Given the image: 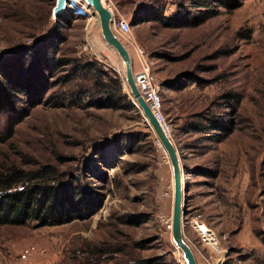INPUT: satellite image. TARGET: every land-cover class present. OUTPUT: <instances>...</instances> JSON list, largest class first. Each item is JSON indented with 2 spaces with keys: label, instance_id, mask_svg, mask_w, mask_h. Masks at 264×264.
Listing matches in <instances>:
<instances>
[{
  "label": "rangeland",
  "instance_id": "obj_1",
  "mask_svg": "<svg viewBox=\"0 0 264 264\" xmlns=\"http://www.w3.org/2000/svg\"><path fill=\"white\" fill-rule=\"evenodd\" d=\"M78 2L66 0L52 17L54 0H0V163L46 166L48 182L82 212L62 223L0 225V264L183 263L160 220L171 211L168 159L96 14ZM102 3L127 18L131 42L123 45L131 58L141 52L160 86L184 170L183 236L196 263L264 264V0H209L213 13L194 23L201 7L192 0ZM144 14L153 18L135 19ZM176 17L179 25L166 23ZM38 53L46 57L40 72ZM7 78L28 87L11 90ZM218 115L227 129L218 139L188 127ZM193 217L221 254L201 240Z\"/></svg>",
  "mask_w": 264,
  "mask_h": 264
},
{
  "label": "trees",
  "instance_id": "obj_2",
  "mask_svg": "<svg viewBox=\"0 0 264 264\" xmlns=\"http://www.w3.org/2000/svg\"><path fill=\"white\" fill-rule=\"evenodd\" d=\"M197 7V12L191 17L188 23L200 22L213 13L209 8V0H192ZM214 2L221 3L222 0H213ZM236 3V2H235ZM59 14V13H58ZM57 14V15H58ZM56 15V17H57ZM152 19L150 15H137L138 19ZM171 25H179V18L176 17L170 20ZM186 24V22H184ZM54 49V46H52ZM33 69L39 70L43 67V62L46 63V57L44 53L34 54ZM57 62V61H56ZM63 63V62H61ZM25 64L24 62L21 66ZM31 66H29L30 68ZM37 67V68H36ZM49 67V66H48ZM91 64L87 63V70H91ZM95 71H99V68H94ZM102 75H106V72L102 71ZM14 86L11 90H16V86L22 87V89L28 87L26 80H21L18 83L14 80L7 78ZM6 82L5 85H8ZM114 83L119 95L123 98L126 94L121 91V81L118 76H114ZM225 120L221 115L208 117L204 120L203 124L194 122L188 127L190 130L203 131L204 129H212L213 136L216 139L220 137V134L226 133ZM49 174L46 166H42L40 169L24 170L22 168L13 165H5L0 163V225L3 224H22L29 220H35L38 225L41 224H54L62 223L79 216V206L73 205V195L67 194L63 188L58 185L49 183ZM53 182V181H52ZM83 207H81L82 209ZM85 213V212H84ZM128 264H180L178 261L171 259L169 262H164L158 258H138L132 256L131 262Z\"/></svg>",
  "mask_w": 264,
  "mask_h": 264
},
{
  "label": "water",
  "instance_id": "obj_3",
  "mask_svg": "<svg viewBox=\"0 0 264 264\" xmlns=\"http://www.w3.org/2000/svg\"><path fill=\"white\" fill-rule=\"evenodd\" d=\"M65 2L66 0H54L50 9L52 17H55L64 9ZM85 2L91 7L97 16L102 38L116 51L119 60L123 63L122 80L127 86L132 102L140 110L141 115L153 131L156 140L164 150L168 159L171 173V211L169 228L171 242L175 248L179 250L180 257L184 264H197L194 253L183 236V214L185 213L183 208L184 170L179 158L177 147L166 129L155 118L134 84L131 74V61L128 52L120 39L113 33L110 26L111 11L109 7L103 5L101 0H85ZM183 263L181 262L180 264Z\"/></svg>",
  "mask_w": 264,
  "mask_h": 264
},
{
  "label": "built area",
  "instance_id": "obj_4",
  "mask_svg": "<svg viewBox=\"0 0 264 264\" xmlns=\"http://www.w3.org/2000/svg\"><path fill=\"white\" fill-rule=\"evenodd\" d=\"M110 26L113 33L123 44L131 42L129 38L131 28L127 18L123 16H111ZM131 74L134 84L137 87L140 95L143 97L144 101L147 103L158 122L166 129V124L162 113V98L159 89L160 86L150 71L146 59L144 56H142L139 50L136 51L134 58L131 60ZM160 220L162 224L169 230L170 216L161 217ZM189 222L192 225V228L198 233L202 241L207 242L215 253H222V247H220L219 240L215 234L210 230L212 235L205 237L204 233L206 230L199 228V223H203L204 221L193 217L190 218ZM214 263L221 264L222 260H219L218 263L217 261Z\"/></svg>",
  "mask_w": 264,
  "mask_h": 264
},
{
  "label": "bare ground",
  "instance_id": "obj_5",
  "mask_svg": "<svg viewBox=\"0 0 264 264\" xmlns=\"http://www.w3.org/2000/svg\"><path fill=\"white\" fill-rule=\"evenodd\" d=\"M75 1H79L78 3H80L82 6H81V8H84V9H86V11L88 10V11H91V12H93V10L91 9V7L85 2V0H75ZM101 2H102V0H101ZM103 4V3H102ZM83 9V10H84ZM110 9V8H109ZM85 11V10H84ZM110 11H111V9H110ZM89 13V12H88ZM94 13V12H93ZM92 14V13H91ZM111 16H112V13H111ZM91 18H92V20L93 19H95V16H91ZM127 50V49H126ZM128 52V51H127ZM128 55H129V58H130V61L132 60V58H131V54H130V52H128ZM120 70H121V73H123V63L121 62V68H119ZM199 228H203V229H205L206 230V232L204 233V235H205V237H207L208 235H212V233H211V231H210V229L206 226V224L203 222V223H199ZM207 231H208V233H207ZM209 237V236H208Z\"/></svg>",
  "mask_w": 264,
  "mask_h": 264
}]
</instances>
